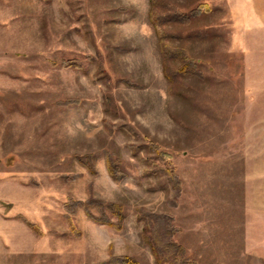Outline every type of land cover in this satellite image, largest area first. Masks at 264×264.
I'll return each mask as SVG.
<instances>
[{"label": "rangeland", "instance_id": "1", "mask_svg": "<svg viewBox=\"0 0 264 264\" xmlns=\"http://www.w3.org/2000/svg\"><path fill=\"white\" fill-rule=\"evenodd\" d=\"M163 39L197 75L175 77ZM262 94L264 0H0V264H155L139 209L172 217L198 264H244L241 153ZM90 199L122 204L120 227Z\"/></svg>", "mask_w": 264, "mask_h": 264}, {"label": "trees", "instance_id": "2", "mask_svg": "<svg viewBox=\"0 0 264 264\" xmlns=\"http://www.w3.org/2000/svg\"><path fill=\"white\" fill-rule=\"evenodd\" d=\"M149 1L151 3V0ZM164 3V1H161L160 4L164 5ZM201 10L202 6L197 7L191 12L192 16L200 17V14L202 12ZM150 17L151 10L149 13V18ZM158 47L162 56L163 64L177 58L180 60L181 67L177 69L175 77L179 75L184 77L188 75L195 76L198 74L195 65L192 62L188 61L190 58L184 51L177 58L175 56H172L164 39L158 42ZM72 66L76 68V65H73L71 63L67 65V67ZM190 67H192V69L191 71H188ZM106 160L110 176L114 181L119 182L124 174L117 167H115L116 169H113L109 156L106 157ZM165 173L168 180L172 183L173 190L179 194L181 192V184L175 170H173V168L171 167H167L165 169ZM91 204H96L99 207L100 216L94 217L88 210L87 215L98 223L110 227H120L121 223L125 220L124 206L122 204H105L102 201H95L93 199H90L89 205ZM106 211H108L110 215H107ZM110 216L115 218L117 220V223H114L111 220ZM138 219L143 223L142 242L150 247V250L155 257V264H198V262L194 259H191L187 254V251L175 241V237L178 231L174 226V220L172 217L167 214H157L144 209H139ZM108 264L140 263L134 258L121 256L111 257L108 261Z\"/></svg>", "mask_w": 264, "mask_h": 264}, {"label": "crops", "instance_id": "3", "mask_svg": "<svg viewBox=\"0 0 264 264\" xmlns=\"http://www.w3.org/2000/svg\"><path fill=\"white\" fill-rule=\"evenodd\" d=\"M264 94L262 99L248 102V117L245 121L243 158V205L240 232L244 264H264ZM254 113L259 114L256 117ZM7 180H0L2 188ZM2 196L1 202H10L11 197ZM224 195H215L214 202L222 201ZM214 205L215 208L217 205ZM1 210V209H0ZM1 217V216H0ZM222 219V218H221ZM216 209L214 226L221 223ZM2 224L5 217H1ZM20 225V223L18 222ZM21 226V225H20ZM233 227V226H232ZM235 227H237L235 225ZM215 229V231H217Z\"/></svg>", "mask_w": 264, "mask_h": 264}]
</instances>
